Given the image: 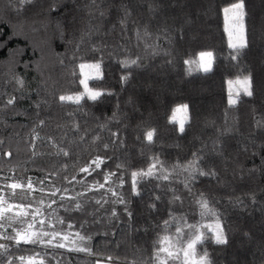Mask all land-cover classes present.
I'll list each match as a JSON object with an SVG mask.
<instances>
[{"label":"trees","instance_id":"trees-1","mask_svg":"<svg viewBox=\"0 0 264 264\" xmlns=\"http://www.w3.org/2000/svg\"><path fill=\"white\" fill-rule=\"evenodd\" d=\"M234 2L34 0L20 7L19 0H0V187L27 184L30 178L36 189L30 196L19 190L16 196L7 195V188L0 194L13 204L31 202L30 211L39 207L47 215L55 210L54 216L65 221L56 229L67 231L70 222L71 231L91 237L86 244L93 251L89 255L33 244L17 246L0 239V244L9 246L0 255V264H6L9 256L13 264H21L15 258L35 254L44 264L97 260L154 264L160 237H174L181 226L187 240L192 230L185 220L214 223V217L200 215L196 201L201 193L219 214L228 243L215 244L212 233L202 228L208 239L197 251L206 249L212 264H264V0H244L249 46L235 61L230 59L222 11ZM150 5L155 10L150 11ZM201 51L214 54L209 72L184 63L198 61ZM137 58L138 66L126 68L121 63ZM83 62L100 63L101 78L88 85L105 95L95 102L85 97L81 105L61 102V95L82 92ZM129 73V79L122 81ZM248 74L253 78V96L242 93L239 102L229 106L227 81ZM13 97L14 103L8 105ZM184 104L189 119L180 133L178 123L169 118ZM151 129L156 134L149 143L145 134ZM193 153L201 157L199 167L215 175L197 173L190 182L191 193L183 183L189 173L177 169L171 181H145L138 185L141 195H133L131 172L146 170L153 157L171 170L193 160ZM96 157L104 159L98 169L92 163ZM90 164L91 175L80 172ZM109 172L116 176L105 189L86 191L105 183ZM121 175L125 184L119 188ZM109 185L128 201L131 218L124 205L112 202L116 197L106 192ZM53 189L60 191L52 196ZM81 192L86 195L77 196ZM174 192L179 201L173 200ZM61 195L76 200H61ZM41 199L44 204L38 203ZM52 200L57 203L49 208ZM77 201L80 210L75 208ZM152 203L155 209L149 208ZM165 220L170 223L164 225ZM5 226L6 232L0 228V233L7 235L20 227L17 223L9 227L7 222ZM45 228L52 230L47 224Z\"/></svg>","mask_w":264,"mask_h":264},{"label":"snow or ice","instance_id":"snow-or-ice-1","mask_svg":"<svg viewBox=\"0 0 264 264\" xmlns=\"http://www.w3.org/2000/svg\"><path fill=\"white\" fill-rule=\"evenodd\" d=\"M34 2V0H19L20 7L30 5ZM95 3V0H93ZM19 10V9H18ZM155 10L154 6L150 5V11ZM224 13L225 19V31L228 34V48L232 50L230 53L231 60H237L239 56H241L245 49L249 46V29L246 23L247 12L245 10V3L244 0H236V2L231 3L229 6H226L222 9ZM101 16L104 15L103 12L100 13ZM126 15L128 13L126 12ZM121 23H124L122 20ZM58 29H61V25H57ZM139 35V34H138ZM199 60H192L188 59L185 60L184 63L188 65H197V70H202L204 72H209L212 70V65L214 62V54L211 51H201L198 54ZM138 59L132 60H124L122 61V65L126 68H129L133 65L138 66ZM95 69L96 75L94 77L86 76L85 79L80 80V84L84 86L83 92H78L75 94H67L61 95L59 100L61 102H71L76 105H81L82 101L87 97L88 100L97 101L103 95H105L104 91L95 90L90 88L87 80L89 78L92 79H100V63L96 62L94 64H81L80 69L83 72L85 68ZM130 73L122 76V81H127L129 79ZM18 83L22 84L23 81H18ZM235 83L239 85L235 95H233L231 91V85L233 81L229 80L228 84L229 88V96H228V104L229 106H235L240 99V94L251 97L254 94L253 90V78L251 74H248L243 77H237ZM107 95H112V93L108 92ZM15 98H10L7 101L8 105L14 103ZM178 113H183V117H177ZM188 105H179L173 109L172 115L169 118V122H178L179 124V132L184 133L185 125L188 122ZM41 123H43L41 121ZM258 126H260L259 122H257ZM156 134L155 129L148 130L145 134L146 140L149 143L153 142V138ZM114 137L117 136V133H112ZM38 138V134H37ZM99 139V137H97ZM122 144L123 141H120ZM105 149L109 147L108 144L104 145ZM65 156L68 155L67 151L61 149ZM8 155H11L9 153ZM201 157L197 153H193V160L189 161L187 164H175L173 165L171 170L166 169L162 162L159 160L158 157H153V162L149 165V167L144 170H138L131 172V190L133 195L139 196L141 195V190L138 188V185L151 180H158V181H171L172 177L177 174V169L182 170L183 172H188L189 175L186 177L184 183V187L189 190L191 193L190 182L196 179V174L198 173L200 176H214L215 173L212 170L205 171L203 168L199 167V162ZM95 164L96 168H100L101 164L104 163V159L101 157H96L95 160L92 161ZM159 166V167H158ZM122 167L121 165H117V168ZM91 164L87 167H83L80 169V172L87 173L91 175ZM116 176L115 172H109L104 176L105 183H96L89 187L86 191L92 190H99L105 189L106 184L112 180V177ZM75 179V177H73ZM40 183H43L41 181ZM83 183V181H80ZM125 184L124 179L121 177L119 178V183L117 187L122 188ZM161 185L157 184L156 187L159 188ZM4 188L10 190L11 196H16L17 191L19 190L21 193H26L27 196H30L32 192L36 191L31 179L29 178L27 184H23L20 182H13L9 184H5L0 187V192H3ZM43 191V189H41ZM60 189H53L51 191V195L55 196ZM65 192L68 190L65 189ZM106 192L111 193L113 197H116L113 203L124 205V212L127 214L129 218L132 217V212L128 207V201L123 198V195L116 191L115 188L111 187L110 185L106 188ZM86 195V192L77 193V196L83 197ZM25 196V198H27ZM65 198L69 200H76L75 196L65 197L61 195L60 199L64 200ZM159 196H155V200H159ZM181 199L180 196L176 195L175 192L173 193V200L179 201ZM108 200H104L103 203H108ZM38 203L44 204V200L41 199ZM57 203L56 200H52L51 203L48 204V207L51 208L52 204ZM96 204L102 205L101 200H96ZM196 203L199 205L200 208V215L204 216H211L214 217L213 224L207 225H198V224H187L185 220V225L188 229L192 230L188 234L187 240L184 239L185 233L184 228L181 226H177L175 229V236L164 235L160 237L156 242V247L153 253V261L154 264H174V262H178V264H212L211 260L209 259V254L205 249L203 252L197 251L198 245H203L208 239L203 231L202 228H207L211 233V239L217 245H226L228 243V238L225 234L224 228L220 223V217L217 213L216 209L210 207L209 201L203 197V194H200V197L197 199ZM156 204L152 203L149 205L150 209H155ZM75 208L77 210L81 209V204L79 201L76 202ZM15 209V211H14ZM32 209L31 202L28 204L19 203L13 204L9 203L8 200L4 199L3 196H0V228H4L6 232L5 222L7 225L11 227L13 223H17L20 227H13L14 235H7L0 233V239L3 240H11L18 246L21 243L23 244H33V245H43L45 247H50L53 249H67L68 251H76V252H85L89 255L93 254L92 248L87 246L86 241H90V236L81 235L79 231H71L74 229V225L70 222L67 223L66 230H57L56 224L63 225L65 221L62 217L54 216L55 210L53 212L48 213L45 215L43 210L39 207ZM8 213H13L12 215H7ZM171 215V214H170ZM112 216H117V212L115 209L112 210ZM30 218V219H29ZM175 219V217H173ZM54 221V222H53ZM164 225H168L170 223L169 220H165ZM39 224L40 227L37 229L36 225ZM47 224L48 228L52 230H46L45 225ZM7 244H0V255H4L7 253L8 249ZM39 254H35L30 257L20 256L15 259H19L21 264H44V260L42 258L38 259L37 257ZM13 257L9 256L6 264H13ZM111 261V257L107 258ZM59 264V262H57ZM96 264H100L98 260Z\"/></svg>","mask_w":264,"mask_h":264},{"label":"rangeland","instance_id":"rangeland-1","mask_svg":"<svg viewBox=\"0 0 264 264\" xmlns=\"http://www.w3.org/2000/svg\"><path fill=\"white\" fill-rule=\"evenodd\" d=\"M81 64H85V65H89V64H94L93 62H83V63H81ZM80 64V65H81ZM80 71H81V69H80ZM96 75V71H95V69H90V68H85L84 70H83V72L81 71V80L82 79H85V77L86 76H90V77H94ZM243 77V76H242ZM237 78V77H236ZM236 78H232V79H229V80H231V81H233V84L231 85V91H232V93H233V95H235V93H236V91H237V89L239 88V85H237L236 83H235V81H236ZM92 78H89L88 80H87V83H88V81L89 80H91ZM228 80V81H229ZM228 81H227V89H228V96H229V88H230V86H229V84H228ZM82 85V84H81ZM90 87V86H89ZM82 88H83V90H82V92L84 91V86L82 85ZM91 88V87H90ZM93 89H95V88H93ZM95 90H101V89H95ZM101 91H104V90H101ZM242 94V93H241ZM177 117H178V119L179 118H182L183 117V113H178L177 114ZM178 123V122H177ZM179 125V124H178ZM10 191L8 190L7 192H4L5 194H7V195H9L10 193H9ZM0 196H3L4 197V195H2V194H0ZM4 199H5V197H4ZM7 200V199H6ZM10 203V202H9ZM36 227H37V229H39V227L36 225ZM50 231V230H49ZM36 246H43V245H36ZM98 261V260H97ZM96 261V262H97ZM100 261V264H119V263H112V262H108V261H105V260H99ZM96 264V263H95Z\"/></svg>","mask_w":264,"mask_h":264}]
</instances>
